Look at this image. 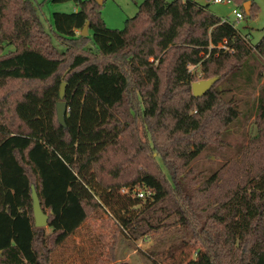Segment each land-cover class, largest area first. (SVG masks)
Here are the masks:
<instances>
[{
    "label": "trees",
    "instance_id": "obj_1",
    "mask_svg": "<svg viewBox=\"0 0 264 264\" xmlns=\"http://www.w3.org/2000/svg\"><path fill=\"white\" fill-rule=\"evenodd\" d=\"M50 1L76 10L47 28L40 4L0 0V264H55L98 211L112 257L122 234L171 231L151 264L192 245L187 264H264V65L247 70L254 53L264 64V36L250 46L195 0H143L122 29L98 0ZM233 1L258 15L253 0L248 13L249 0ZM198 74L218 77L201 97ZM32 185L47 227L35 225Z\"/></svg>",
    "mask_w": 264,
    "mask_h": 264
},
{
    "label": "rangeland",
    "instance_id": "obj_2",
    "mask_svg": "<svg viewBox=\"0 0 264 264\" xmlns=\"http://www.w3.org/2000/svg\"><path fill=\"white\" fill-rule=\"evenodd\" d=\"M35 5L40 4V16L43 19L47 28L52 23V14L54 12H72L76 10V5L73 1L52 2L50 0H32ZM143 0H103L102 16L109 28L122 29L125 20L134 16L138 10V5ZM172 1V0H169ZM196 2L208 5L210 11L220 17H224L234 25V27L247 37L250 46L258 44L264 36V0H253L259 7L258 15L255 18H249L246 15L237 19L234 14V9L240 7L232 0V3L214 2V0H195ZM251 1V0H249ZM252 2V1H251ZM248 72H252L255 66L264 65L259 56L254 53L250 58ZM193 69V67H191ZM256 75L253 80L256 81ZM202 78L201 74L197 75V80ZM194 81V82H195ZM252 86V83H250ZM200 159L205 161L206 165H216L217 158L215 156H207L202 154ZM218 163V162H217ZM107 215L102 211H98L93 218L85 222L75 233V236L82 237L86 242L83 250L78 252L74 249L67 257L69 264H151L152 260L147 255L154 245H158L160 249L169 251L170 240L173 236L179 235L176 232H164L163 234H154L149 238L133 239L122 234L118 238V243L114 252V257L109 254L105 242L101 240L102 234H108L109 230L105 227L107 224ZM164 239V241H162ZM181 240H178L180 242ZM160 243V245H159ZM77 246L76 242H73ZM195 245L178 249L172 256L159 257L162 264H187L194 257ZM168 253V252H167ZM58 262V260H56ZM55 261V262H56ZM56 262V263H57ZM59 264V263H58Z\"/></svg>",
    "mask_w": 264,
    "mask_h": 264
},
{
    "label": "water",
    "instance_id": "obj_3",
    "mask_svg": "<svg viewBox=\"0 0 264 264\" xmlns=\"http://www.w3.org/2000/svg\"><path fill=\"white\" fill-rule=\"evenodd\" d=\"M99 4L103 3V0H98ZM251 5V1H247L245 3V11L248 13L249 8ZM82 35H88L89 34V23L87 22L82 31ZM218 80V77H212L209 79H202L199 81H195L192 83V93L195 97H201L203 96L211 87L212 85ZM65 87L66 83L63 82L61 84L60 89V101L56 105L57 110V119L59 123L63 126H65V119L68 111L67 103L63 101L64 95H65ZM31 197H32V205H33V214L35 219V225L37 227H47L49 222V215L43 210V207L41 205L40 198L37 194V191L35 189V186L32 185L31 189Z\"/></svg>",
    "mask_w": 264,
    "mask_h": 264
},
{
    "label": "crops",
    "instance_id": "obj_4",
    "mask_svg": "<svg viewBox=\"0 0 264 264\" xmlns=\"http://www.w3.org/2000/svg\"><path fill=\"white\" fill-rule=\"evenodd\" d=\"M73 242L77 243V246L73 245ZM84 242H86V239L84 240L82 237L73 235L71 239H68L63 245L59 247V249L56 251L55 255L58 258V262L55 264H69L67 263V257L71 254V252L76 249L78 252L80 249H84Z\"/></svg>",
    "mask_w": 264,
    "mask_h": 264
},
{
    "label": "built area",
    "instance_id": "obj_5",
    "mask_svg": "<svg viewBox=\"0 0 264 264\" xmlns=\"http://www.w3.org/2000/svg\"><path fill=\"white\" fill-rule=\"evenodd\" d=\"M214 2H225V3L230 4V3H232V0H214ZM233 12L236 15L237 19H241V18L244 17L243 12L241 10H239V9H234ZM226 20H227L226 18H224V17L222 18L223 22L226 21ZM193 69H194V67H193ZM127 191L128 190L125 189V188H123L121 190V192H127ZM151 194H152L151 190L137 189V195L140 198H146V197L150 196Z\"/></svg>",
    "mask_w": 264,
    "mask_h": 264
}]
</instances>
